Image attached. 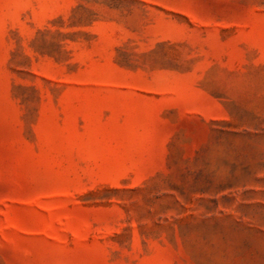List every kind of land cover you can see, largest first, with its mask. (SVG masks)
<instances>
[{"label":"rangeland","instance_id":"obj_1","mask_svg":"<svg viewBox=\"0 0 264 264\" xmlns=\"http://www.w3.org/2000/svg\"><path fill=\"white\" fill-rule=\"evenodd\" d=\"M0 264H264V0H0Z\"/></svg>","mask_w":264,"mask_h":264}]
</instances>
